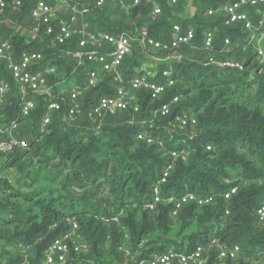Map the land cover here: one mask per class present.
Instances as JSON below:
<instances>
[{
	"label": "trees",
	"instance_id": "16d2710c",
	"mask_svg": "<svg viewBox=\"0 0 264 264\" xmlns=\"http://www.w3.org/2000/svg\"><path fill=\"white\" fill-rule=\"evenodd\" d=\"M34 1L23 0L19 10L8 8L0 16V42H9L16 57L39 53L43 67H55L49 77L54 94L65 98L71 87L61 94V85L83 87L88 66L66 55L77 49L76 40L57 46L42 30L32 34ZM68 1L79 9L91 3L90 13L84 16L90 29L112 35L125 32L135 38L144 27L163 43L171 39L173 24L192 26L194 47L177 51L181 60L169 65L174 85L162 97L152 100L147 92L138 91L137 114L104 115L94 129L93 121L84 115L75 119L79 122L75 128L69 126L75 120L64 121L60 113L52 114L51 123L41 129L46 105L39 95L34 97L36 109L23 120L18 118L20 92L6 63L0 62V79L11 88L1 106L0 122L22 124L17 135L26 142L23 150L0 154V173L12 171L16 178V185H10L0 176V264L19 262V247L28 249L32 264H40L47 247L69 234L73 224L79 242L88 248L74 255L70 264L114 260L123 264L124 248L132 254L126 264H137L166 252L185 254L199 247L206 264H215L218 248L231 246L239 248L232 264H260L264 226L255 211L264 203V75L250 71L252 52L232 46L229 54H220L222 38L229 35L233 42L234 38L221 17L204 18L212 0H195L194 16L184 19L172 15L173 11L181 14L182 7L171 8L162 0V16L155 21L148 16L149 4L125 11L118 0H105L101 8L95 7V0ZM131 1L125 0L124 5ZM49 4L55 6V1ZM209 28L216 36L214 56L238 59L246 71L205 64L202 37ZM132 45L118 71L122 77H133L152 57L166 54L143 51L136 41ZM166 62L157 61L148 71L160 74L168 67ZM100 75V81L78 99L84 112L97 98L113 95L118 86L115 74ZM173 97L178 102L171 105L170 114L158 115L160 106ZM182 114L196 120L194 128L179 127L176 117ZM232 189L235 194L225 200ZM188 193L210 198L212 203H187L173 215L169 199ZM109 256H115L112 262Z\"/></svg>",
	"mask_w": 264,
	"mask_h": 264
},
{
	"label": "built area",
	"instance_id": "2783aa9c",
	"mask_svg": "<svg viewBox=\"0 0 264 264\" xmlns=\"http://www.w3.org/2000/svg\"><path fill=\"white\" fill-rule=\"evenodd\" d=\"M22 1L0 0V16L8 8L14 11L19 10ZM166 1L171 8H176V6L183 8L181 14L173 11L172 15L175 17L180 16L184 19L194 16L195 0ZM212 1L214 6L211 5L205 9L204 18L221 17V24L230 29V35L234 38V42L229 35L222 38L223 45L222 49L219 50L220 54H229L232 46H236L237 50L241 52L250 51L253 55L251 64L253 67L250 68V71L257 75H264V0ZM65 2L68 5V13L64 12L63 9L61 10L60 5L56 8L46 0H35L30 11V19L35 23L32 34L36 36L42 30L46 36L51 37L52 44L57 46L69 44L76 40L77 49L66 51V55L77 61L79 65L88 66L85 83L81 88L71 87L70 91L66 92V97L62 98L54 94L53 84L49 83L50 75L55 73L54 66L43 67L40 64L42 56L37 52L23 53L16 57L9 42H0V62L6 63L9 75L18 86V92H20L18 118L23 120L36 109L37 105L34 97L39 95L44 98L46 105V114L42 118L41 129L51 123V115L56 113H60L64 121H72L83 115L93 122L102 121L104 115L115 114L116 112L128 111L137 114L140 109L139 104H136L138 91H145L149 94L150 99L156 100L165 94L167 88L173 87L174 80L171 78V66L164 68L160 74H156L149 72L145 65L140 70H136L131 78L122 77V74H118V71L125 60L124 58L131 53L132 44L135 41L143 51L151 49L154 52L166 53L163 58H157L156 61H171L172 63L181 60L182 57L177 54V51L186 46L194 47L195 28L192 26L184 28L177 22L171 26V39L163 43L155 40L150 35V31L144 27L139 29L135 38L125 32L112 35L108 32L90 29L84 16L90 13L91 3L78 10L77 3L70 4L68 0H65ZM104 2L105 0H95L94 5L96 8H101L105 4ZM131 2L130 5L123 4L122 8L129 11L131 8L142 4H149L148 16L151 21H155L162 16V0H132ZM78 14L80 17H77ZM215 38L213 29L209 28L204 31L202 50L207 55L205 64L220 70L246 71L247 68L238 59L226 58L220 60L214 56V52H216ZM107 73L115 74V79L118 81L114 94L97 98L94 105L84 112L82 104L78 103L81 93L93 88L100 81L102 77L100 74ZM10 90L9 82L0 79V112ZM60 93L62 94L63 91ZM177 102L178 98L173 97L170 103L161 105L157 110L158 115L164 118L168 116L171 105ZM176 121L180 128H194L196 125V120L185 114L177 116ZM18 127L19 124L16 120L7 126L0 122V154L9 155L17 149L23 150L26 148L25 140H21L13 134ZM206 150L209 151L210 148L208 147ZM172 156L174 157L175 154L172 153ZM168 169H170V166H168ZM166 176L167 174H164V177ZM234 194L235 189H232L226 192L224 199L226 200ZM154 201H157V198ZM169 201L173 203V215L187 203L192 202L199 206L212 203L210 198L196 197L192 193L176 199L170 198ZM255 212L258 223L264 226V203ZM225 213L228 214L227 211ZM76 229L77 226L73 224L69 234L56 238L47 247V252L40 264H70V260L74 255L84 253L88 247L86 243L79 242ZM19 248L21 249V260L13 264H32L28 259V249ZM203 252L202 247L185 254L170 251L137 264H206L207 258L203 256ZM238 253V246L219 247L215 264H232L237 259ZM260 264H264V261Z\"/></svg>",
	"mask_w": 264,
	"mask_h": 264
},
{
	"label": "rangeland",
	"instance_id": "374dc122",
	"mask_svg": "<svg viewBox=\"0 0 264 264\" xmlns=\"http://www.w3.org/2000/svg\"><path fill=\"white\" fill-rule=\"evenodd\" d=\"M108 1V0H107ZM124 1L125 0H118L117 2L118 3H120L121 5H123L124 4ZM107 3V5H109L110 3L109 2H106ZM55 6H56V8H58V4H54ZM77 9L79 10V6H77ZM79 12V11H78ZM86 16V15H85ZM77 17H80V15L78 14L77 15ZM113 17H116V18H119L118 17V15L117 14H114L113 15ZM155 63H157V61H156V57H152V61L149 63V65H147L148 66V68L150 69V67L151 66H154V64ZM167 63V66H169L170 64H171V61H167L166 62ZM180 69H183V67L182 66H180V68H179V70ZM68 87H72L71 86V84L70 83H65V84H63V85H61V89H62V91H65V90H67V88ZM101 122V120H97V121H94L93 123H92V129H94L95 127V125L97 126L99 123ZM79 122H77V120H75V121H73V123L71 122L70 124H69V126L70 127H77L79 124H78ZM22 125V124H21ZM20 124H19V127L21 126ZM98 127H99V125H98ZM18 129L16 130V131H14V135L17 137V138H19V136L17 135L18 134ZM195 130H192V132H194ZM1 162H2V159L0 158V165H1ZM10 174V175H9ZM0 176L1 177H5V178H7L8 179V181H9V184L11 185H16V178H15V176L13 175V172L12 171H2L1 173H0ZM132 256V254H131V252L129 251V249H126V248H124V251H123V255L122 256H120V258H121V260H122V262H123V264H126L127 262H128V257H131ZM113 258H115V256H109L108 257V260L109 261H113ZM117 260H114L113 261V263L112 264H120L119 262H116Z\"/></svg>",
	"mask_w": 264,
	"mask_h": 264
},
{
	"label": "crops",
	"instance_id": "0c3cea01",
	"mask_svg": "<svg viewBox=\"0 0 264 264\" xmlns=\"http://www.w3.org/2000/svg\"><path fill=\"white\" fill-rule=\"evenodd\" d=\"M55 1V4H58V5H60V7L59 8H61V10L63 9V11L64 12H69L67 9V7H68V5L66 4V2H65V0H54ZM46 2H48L49 3V0H46ZM146 68H148V66L146 65L145 66Z\"/></svg>",
	"mask_w": 264,
	"mask_h": 264
}]
</instances>
